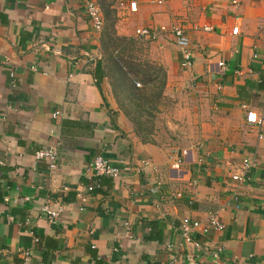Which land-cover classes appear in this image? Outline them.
Segmentation results:
<instances>
[{"label":"crops","instance_id":"obj_1","mask_svg":"<svg viewBox=\"0 0 264 264\" xmlns=\"http://www.w3.org/2000/svg\"><path fill=\"white\" fill-rule=\"evenodd\" d=\"M85 1L0 0V264H264V118L246 121L248 110L264 115V0H136V11L130 0H94L119 35L168 29L146 40L174 105L152 143L118 108L109 78L96 84L101 31ZM172 25L189 36L190 68ZM52 145L54 170L33 156ZM98 154L122 173L88 191ZM244 157L257 163L240 183L231 175ZM45 203L62 207L56 223ZM216 210L222 230L183 239L184 219Z\"/></svg>","mask_w":264,"mask_h":264},{"label":"built area","instance_id":"obj_2","mask_svg":"<svg viewBox=\"0 0 264 264\" xmlns=\"http://www.w3.org/2000/svg\"><path fill=\"white\" fill-rule=\"evenodd\" d=\"M236 2V1H234ZM137 1L130 0L128 2V8L130 11H136L137 9ZM85 13L87 17L90 19L93 28L96 31H101L103 26V17L102 12L99 5L94 0H86L85 1ZM204 30L210 31L211 27L205 26ZM168 30L165 26H161L159 29H153L150 27H140L135 30V35L143 38L144 40H154L158 37L160 31ZM170 32L173 35L174 41L177 46L180 48L181 59L180 66L183 69L190 68L193 64V53L191 50L190 39L181 26L172 25L170 27ZM231 33L236 35L238 33V27H232ZM219 65H223L222 61L218 62ZM33 69H35L33 67ZM13 76V73H10ZM139 86V83H136ZM53 117L57 116V113L52 114ZM264 115L259 116L257 112L248 110L246 112V121L250 124H261L263 121ZM261 137V136H260ZM185 153V150L182 151V154ZM35 160H44L46 161L48 168L50 170H54L57 167L58 162V151L55 145L49 146L47 148L37 149L34 152ZM170 159L172 161V167L178 169L182 162V158L179 153L172 152L170 154ZM257 161L253 158L244 157L241 161L240 168L238 171L231 175V178L237 182L243 183L246 179L247 174L250 170L256 165ZM141 164L144 166H153L152 163L148 160H142ZM87 171L92 174L93 184L87 186L88 191H92L95 188L100 187L101 180L104 177L116 179L121 176V168L120 166L114 164L110 159L104 157L101 154L95 155L87 167ZM175 197H180L181 192L174 193ZM62 207L56 206L53 207L49 203H45L42 205L41 212L48 218V220L52 223H56L61 214ZM126 226L128 225L126 222L124 223ZM224 228L223 223L220 220L219 211H210L207 214L205 222H201L199 220H189L184 219L180 225L181 235L183 239L187 242L192 241L193 233L197 232L200 234H206L209 231H220ZM223 251L222 246L216 247L215 255L221 253ZM172 262L175 261L174 257H171ZM43 264V263H38Z\"/></svg>","mask_w":264,"mask_h":264},{"label":"trees","instance_id":"obj_3","mask_svg":"<svg viewBox=\"0 0 264 264\" xmlns=\"http://www.w3.org/2000/svg\"><path fill=\"white\" fill-rule=\"evenodd\" d=\"M104 14L107 19L108 11L104 10ZM110 25L108 28L107 25L102 26L101 29L102 60L94 71L96 84L100 86V80L104 76L109 78L118 108L131 121L140 140L152 143L153 130L148 122L152 111L157 109L163 97L166 72L161 65L134 55L131 51L133 39L117 35L113 25L112 28ZM113 34L114 37L111 36ZM124 40L130 42L122 45L120 41ZM115 51L118 55L113 54ZM135 77L142 81V87H135Z\"/></svg>","mask_w":264,"mask_h":264},{"label":"rangeland","instance_id":"obj_4","mask_svg":"<svg viewBox=\"0 0 264 264\" xmlns=\"http://www.w3.org/2000/svg\"><path fill=\"white\" fill-rule=\"evenodd\" d=\"M111 24V25H110ZM108 28V25H110L109 27L112 28V25L114 27L115 33L116 29H115V17L114 15L108 11V18H104L103 21V27ZM119 35V34H117ZM112 37H114L115 35H111ZM119 36H123V35H119ZM126 37H130L133 39V45L131 46V51L133 52L134 55L136 56H140L143 59H148L149 61L155 63L156 61L152 60L150 57H148V44L146 42V40H144L141 37L138 36H126ZM122 43V45H124L127 42H130L129 40H124V41H120ZM118 49V48H116ZM113 54L118 55L117 51H115ZM139 83V86L136 85V83ZM134 84L135 87H142L143 83L140 79L135 77L134 80ZM165 89V88H164ZM174 110V105L172 103V98L168 97L164 94L163 92V97L161 98L160 102L158 103L157 109L152 111V116H150L149 118V122H148V126L153 130V139H163L166 135H167V128H166V124L168 119L170 118V115L172 114V111ZM123 112V111H122ZM124 113V112H123ZM131 122V121H130Z\"/></svg>","mask_w":264,"mask_h":264}]
</instances>
